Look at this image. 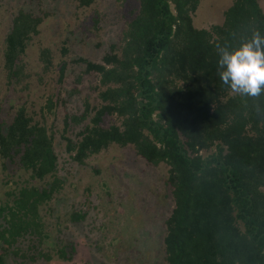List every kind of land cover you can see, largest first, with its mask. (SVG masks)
<instances>
[{
	"label": "trees",
	"instance_id": "obj_1",
	"mask_svg": "<svg viewBox=\"0 0 264 264\" xmlns=\"http://www.w3.org/2000/svg\"><path fill=\"white\" fill-rule=\"evenodd\" d=\"M79 2L90 7L95 0ZM199 5L137 0L119 42L97 61L72 60L85 66L79 81L86 74L97 78L96 97L87 95L81 109L66 111L57 131L50 121L66 105L60 92L46 94L38 111L10 94L11 88L28 89L27 56L48 14L20 6L2 27L7 15L0 11V167L6 187L0 264L76 260L67 224L87 213L71 210L54 228L47 219L66 181L59 175L56 132L80 165L119 145L132 146L149 165L168 168L165 185L174 205L155 247L164 264H264V94L246 97L223 85L216 50L217 44L238 47L254 30L264 33V8L260 0H233L221 23L197 27ZM68 52L64 46L56 61L53 48L38 51L43 72L59 66V84ZM18 170L28 177L16 183ZM133 250L143 252L135 244Z\"/></svg>",
	"mask_w": 264,
	"mask_h": 264
},
{
	"label": "rangeland",
	"instance_id": "obj_2",
	"mask_svg": "<svg viewBox=\"0 0 264 264\" xmlns=\"http://www.w3.org/2000/svg\"><path fill=\"white\" fill-rule=\"evenodd\" d=\"M233 0H200L194 17L197 27H210L224 20V11ZM264 8V0H260ZM6 24L15 8L25 6L38 14H48L40 35L33 40L27 61L28 89L11 88V96L20 97L30 109L38 111L46 94L61 93L66 100L55 124L63 127V114L82 108L85 97H96L97 78L84 75L78 80L84 65L72 60L86 57L99 60L112 42H119L126 22L133 15L137 0H95L90 7H81L79 0H0ZM3 29V28H2ZM2 42L0 38V43ZM1 46V44H0ZM43 46L53 48L56 61L62 48L69 49L65 78L59 84L60 68L43 72L38 51ZM77 87L79 90H74ZM76 91V92H74ZM72 93V97L69 94ZM4 106L8 107L9 103ZM61 132H56V150L59 153V175L65 177L63 190L52 200L51 215L47 214L50 228L71 210H82L87 217L78 223H68L67 231L77 244L78 254L73 262L53 261L52 264H164L157 248L162 242L161 228L174 202L165 185L167 167L149 165L139 157L132 146L112 145L109 149L89 158L80 165L65 151ZM204 155L208 154L203 152ZM13 181L27 178L15 171ZM4 174L0 167V200H5ZM120 240L116 244L115 238ZM117 238V239H118ZM134 244L143 249L140 254ZM119 247V251L116 248ZM117 254V256H116ZM120 254V255H119ZM119 255V258H118ZM140 261V262H139Z\"/></svg>",
	"mask_w": 264,
	"mask_h": 264
},
{
	"label": "clouds",
	"instance_id": "obj_3",
	"mask_svg": "<svg viewBox=\"0 0 264 264\" xmlns=\"http://www.w3.org/2000/svg\"><path fill=\"white\" fill-rule=\"evenodd\" d=\"M217 75L232 92L246 97L264 94V33L254 30L238 47L217 44Z\"/></svg>",
	"mask_w": 264,
	"mask_h": 264
}]
</instances>
